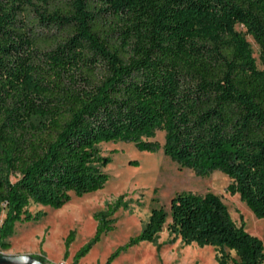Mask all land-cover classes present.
Segmentation results:
<instances>
[{"label":"trees","instance_id":"16d2710c","mask_svg":"<svg viewBox=\"0 0 264 264\" xmlns=\"http://www.w3.org/2000/svg\"><path fill=\"white\" fill-rule=\"evenodd\" d=\"M119 141L162 148L197 176L223 172L264 218V0H0V250L41 218L32 203L60 209L102 189L99 146ZM165 227L219 264H264L263 241L213 192L154 207L106 264ZM112 229L99 223L81 255Z\"/></svg>","mask_w":264,"mask_h":264},{"label":"rangeland","instance_id":"374dc122","mask_svg":"<svg viewBox=\"0 0 264 264\" xmlns=\"http://www.w3.org/2000/svg\"><path fill=\"white\" fill-rule=\"evenodd\" d=\"M247 39L260 64L259 46L251 36ZM156 140L163 145L164 134L158 132ZM99 148L103 156L111 158L103 169L108 174L105 186L82 196L71 193L70 201L60 209L32 203L29 210L34 215L41 213V218L18 222L9 239L11 248L0 253L42 255L49 264H106L120 247L141 234L154 207L170 213L171 199L180 192L219 195L236 224L244 222L246 231L264 244V218L256 217L238 194L227 191L230 180L223 172L197 176L171 160L162 148L152 152L123 141L104 142ZM3 218L1 214L0 226ZM110 220L113 229L81 255L92 243L98 224ZM216 255L210 246L172 241L165 227L156 242L131 246L111 264H219Z\"/></svg>","mask_w":264,"mask_h":264},{"label":"water","instance_id":"95a60500","mask_svg":"<svg viewBox=\"0 0 264 264\" xmlns=\"http://www.w3.org/2000/svg\"><path fill=\"white\" fill-rule=\"evenodd\" d=\"M0 264H49L31 254L12 255L0 253Z\"/></svg>","mask_w":264,"mask_h":264},{"label":"built area","instance_id":"2783aa9c","mask_svg":"<svg viewBox=\"0 0 264 264\" xmlns=\"http://www.w3.org/2000/svg\"><path fill=\"white\" fill-rule=\"evenodd\" d=\"M61 264H64V263H61Z\"/></svg>","mask_w":264,"mask_h":264}]
</instances>
